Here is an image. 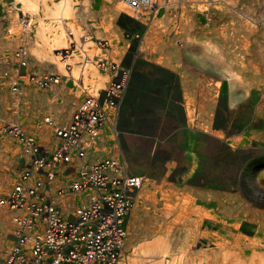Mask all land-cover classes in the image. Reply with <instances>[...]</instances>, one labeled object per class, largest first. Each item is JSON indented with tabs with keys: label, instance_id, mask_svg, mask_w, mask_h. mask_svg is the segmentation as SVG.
Here are the masks:
<instances>
[{
	"label": "rangeland",
	"instance_id": "1",
	"mask_svg": "<svg viewBox=\"0 0 264 264\" xmlns=\"http://www.w3.org/2000/svg\"><path fill=\"white\" fill-rule=\"evenodd\" d=\"M59 1L39 2L36 11L27 12L18 0H0V182L4 173L9 179L7 188H0V197L12 188L29 162L8 128L18 126L39 144L54 146L53 127L46 118L64 126L89 93L70 75L89 58L80 59L76 42L51 50L36 34L42 23L48 41L58 34L69 37L73 29L81 35L79 42L88 37L95 41L101 55L90 58L94 66L103 55L131 69L116 131L104 130L89 153L93 162L122 156L130 173L145 177L127 220L122 257H130L133 250L158 236L176 251L180 238L176 230L167 232L173 216L163 210L168 198L186 193L198 205L208 204L215 210L218 205L209 201L219 193L226 202L235 201L239 209L264 213V204L255 203V196L264 193V0H232L234 4H226L223 12L219 10L221 0H197L201 7L193 6L196 2L191 0H153L157 3L153 10H134L133 23L118 11L121 0H71L70 15L61 25L52 23L45 11ZM215 29H225L228 44L223 48L224 62L249 84L247 90L243 83L235 88L232 105L228 104L227 80L207 65L210 75L205 81L193 69L195 58L177 50L188 37L198 44L207 38L223 42ZM159 35L169 48L161 50L156 43ZM243 39L248 47L241 48ZM114 49L117 53H112ZM21 50L24 66L16 58ZM64 50L72 54L66 61ZM51 57H57L63 68L59 69ZM245 59L248 61L242 62ZM96 69L106 77V88L112 74ZM52 74L58 82L47 87L31 81V77ZM15 80L19 83L16 91L12 89ZM215 81L220 82L218 88ZM189 98L194 116L190 124ZM203 125L221 131L225 139L203 138L198 130ZM242 138L245 141L241 143ZM227 139L236 140L238 145L227 146ZM11 219L12 213L0 206V252L13 244L15 225ZM247 225L256 231L255 223Z\"/></svg>",
	"mask_w": 264,
	"mask_h": 264
},
{
	"label": "built area",
	"instance_id": "2",
	"mask_svg": "<svg viewBox=\"0 0 264 264\" xmlns=\"http://www.w3.org/2000/svg\"><path fill=\"white\" fill-rule=\"evenodd\" d=\"M131 10H153V0H121ZM64 50V54H68ZM24 63V51L16 53ZM68 66V65H67ZM100 70L112 74L98 94H87L64 126L52 125L54 146L39 144L18 126L9 127L29 162L0 206L12 213L13 244L0 252V264H118L124 251L127 220L145 177L130 173L124 157L90 161L104 130L116 131L131 69L98 59ZM54 74L31 77L47 87ZM19 83L15 80L12 89Z\"/></svg>",
	"mask_w": 264,
	"mask_h": 264
},
{
	"label": "bare ground",
	"instance_id": "3",
	"mask_svg": "<svg viewBox=\"0 0 264 264\" xmlns=\"http://www.w3.org/2000/svg\"><path fill=\"white\" fill-rule=\"evenodd\" d=\"M18 1L22 3V9L28 12L36 11L39 2L45 4L47 0ZM191 1L196 2L197 0ZM221 1L223 3L219 7L220 12L225 10L224 7L226 4H234V0ZM193 6L201 7L198 2L194 3ZM49 7L46 8L45 11L51 15V20H53L52 23H60L61 25L63 20L70 15L71 0H60L54 3V6ZM139 10L148 12L150 9L143 8ZM118 11L124 14V19L129 23L132 22L131 19L133 20L135 18L132 17L135 11L126 7L123 1H120ZM25 25L27 26L28 22H25ZM46 29L45 25L40 23L37 27L36 34L38 38L42 39L43 44L49 45L51 50L65 49L68 48L69 43L76 42L81 54L80 59L82 56H84L85 59L89 58L88 61L83 63L80 67L75 66L72 73H70L74 80L80 81L81 88L83 90L88 89V95L91 93L92 95L98 94L100 90L105 89L104 82L107 79L98 73L96 69L98 67L97 60L95 61L96 68L90 61V58L94 55L98 56L100 54L99 51L101 48L95 45V41L88 37L79 42L81 35L78 31L76 32L75 29L69 33V37H66V34H63L64 37L58 34L54 36L51 41H48L44 38V31ZM223 31H225V29ZM223 31L215 29L218 38H223V42H215L214 39L207 38L206 41L198 44L188 37L185 43L178 42L179 47L177 50H181L186 56L195 58L194 62L196 66H194L193 69H196L199 72V77L206 79L205 81L207 82L210 74L206 67L207 65H212V67L219 72L221 78L227 80L229 92L228 104L232 105L233 102L236 101L231 98L235 88L243 83L247 90L249 84L243 82L238 75L236 76L235 70L232 68L231 64L224 62L225 60L222 57L224 53L223 48L227 46L225 43H227L228 40L225 37L226 34H223ZM162 40L160 35L156 39V43L160 45L161 50L169 48ZM230 40L232 42L233 37ZM242 47H248V43L245 42V39L242 41L241 48ZM74 51H76V49H74L73 52ZM112 53H117V50L114 49ZM59 54L58 52L57 55ZM70 56H72V54H65L63 57L64 61ZM51 58L59 69L63 68L62 63L59 62L57 57ZM105 58L106 57L102 55L101 59ZM247 61L248 59H245L242 62L246 63ZM219 85L220 82L215 81V87L218 88ZM246 93L247 92L243 90V94L245 95ZM191 102L192 99L189 98L188 107L186 106L189 120L188 124H190L194 118L192 110L189 107ZM192 116L193 118L191 119ZM198 128L199 131L203 132V138H208L209 135H212L219 140L225 139L221 131L211 130L207 125ZM244 141V138L240 140L241 143ZM225 142L227 146L232 148L238 145L236 140L232 139H227ZM6 175V173L3 174V180L0 182L1 189H6L9 185V179ZM255 198V203L258 205L264 204V193H259ZM209 202H214L218 207L214 210L212 207H209L208 204H206L207 206L204 204L198 205L194 197L186 193L177 199L168 198L166 204H164L163 210H165L168 215L173 216L171 226L167 227V232L176 230V234H178L180 238V245L177 246L176 251L170 249V245L164 237L158 236L152 242L146 243L133 250L130 257H121L118 264H264V213H259L257 211H250V213L249 210L239 209V205H237V203L235 204V201L226 202L225 197L219 193H215ZM239 202V204H241V201ZM209 204L213 205L212 203ZM1 215L4 216L2 213ZM250 222L256 224V231L249 228L247 224ZM11 224L13 226L15 225L13 219H11ZM160 231L159 228L157 233H160ZM253 232L255 235H251ZM257 234L260 235L258 236Z\"/></svg>",
	"mask_w": 264,
	"mask_h": 264
},
{
	"label": "crops",
	"instance_id": "4",
	"mask_svg": "<svg viewBox=\"0 0 264 264\" xmlns=\"http://www.w3.org/2000/svg\"><path fill=\"white\" fill-rule=\"evenodd\" d=\"M71 115H72V114H71ZM71 115L69 116V118H67V121L70 119ZM65 119H66V118H65ZM62 121H63V120H62ZM64 121H66V120H64ZM64 121H63V122H64Z\"/></svg>",
	"mask_w": 264,
	"mask_h": 264
}]
</instances>
